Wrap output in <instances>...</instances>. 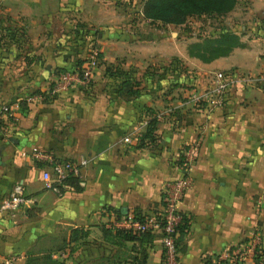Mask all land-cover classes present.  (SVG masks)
Listing matches in <instances>:
<instances>
[{"label": "crops", "instance_id": "0c3cea01", "mask_svg": "<svg viewBox=\"0 0 264 264\" xmlns=\"http://www.w3.org/2000/svg\"><path fill=\"white\" fill-rule=\"evenodd\" d=\"M141 4L0 0V22L7 27L0 43V197L20 183L32 199L13 216L0 212V264L10 255L25 264L29 255L42 253L45 244L57 242L59 234L66 237L75 226L87 228V238L103 245L98 225L111 226L114 220L103 210L137 207L150 212L164 182L176 174L182 146L195 138L199 147L189 170L191 183L179 203L188 227L175 264H230L215 258L254 225L264 248V82L256 78L264 73V0H237L216 18L225 20V29L243 45L209 61L187 54L191 37L181 40V51L173 48L165 31L173 24L145 29L150 21L141 17ZM123 9H136L138 18H128ZM255 24L262 34H252ZM218 30L214 26L209 33ZM92 31L100 56L90 84L26 101L49 86L57 68L85 57ZM172 56L193 75L192 87L169 84L165 67ZM114 61L135 68L143 86L138 96L123 100L112 93L103 67ZM145 68L156 74L146 77ZM230 69L256 79L234 80L218 103L201 99L193 105L188 92L197 88L202 94L210 73ZM150 116L156 117L153 138L140 144ZM32 148L86 157L81 189L59 196L45 191L38 165L19 154ZM98 249L100 254L102 247ZM161 262L157 238L144 264Z\"/></svg>", "mask_w": 264, "mask_h": 264}, {"label": "built area", "instance_id": "2783aa9c", "mask_svg": "<svg viewBox=\"0 0 264 264\" xmlns=\"http://www.w3.org/2000/svg\"><path fill=\"white\" fill-rule=\"evenodd\" d=\"M89 50L90 52L80 65H70L58 71L45 90L30 94L25 100L29 102L33 99L41 100L68 91L71 87H87L92 80L93 68L98 62L96 48L91 47ZM258 77L261 79L260 75L256 76V78ZM256 78L240 75L233 69L216 71L212 73L210 85L203 93L198 96L191 94L189 98L193 101V105H196L201 99H208L210 103H218L222 100L227 86L234 80L249 82ZM4 109L6 108L4 107ZM198 147L197 138L184 145L181 161L176 165L175 176L164 182L159 202L150 212L145 213L140 221L133 218L130 213L117 220H111V226L114 227L130 228L134 232L157 233L162 252V264H175L177 251L174 241L177 236V228L185 217L188 220V216L180 210L179 203L191 183L189 170ZM19 154L38 164L39 179L43 189L50 190L56 195H61L66 190H72L65 180L67 177L77 178V184L82 186L81 173L87 164V158L83 155L61 157L44 148L22 149ZM31 203L32 199L24 194L22 184L15 183L6 195L0 197V212L13 216L20 207ZM260 242V232L254 225L240 241L229 246L215 259H221L230 264H252L254 257L259 254ZM3 264H17V256L6 257Z\"/></svg>", "mask_w": 264, "mask_h": 264}, {"label": "trees", "instance_id": "16d2710c", "mask_svg": "<svg viewBox=\"0 0 264 264\" xmlns=\"http://www.w3.org/2000/svg\"><path fill=\"white\" fill-rule=\"evenodd\" d=\"M236 1L237 0H142L140 13L144 19H148L151 22L159 21L161 24L169 23L180 25L189 17H219L231 10ZM260 26L261 25H256L254 27V33L258 34V32L262 30ZM3 29H5L6 34L7 27L0 22V43L4 35L3 33L1 34ZM259 33L262 34V32ZM242 45L243 43L239 40V36L236 33L225 28H219L214 35H203L198 37L195 41L189 42L186 46V52L189 56L196 57L201 61H209L215 57L226 55L234 46ZM99 56V53H97L98 58ZM83 61L84 59L77 58L71 65L78 66ZM62 69L64 68H57L55 73ZM145 69L146 70H144L142 74L146 77H148V75L152 77L156 74L153 71L150 72L151 74H147V68ZM165 69L170 77V85L178 83L185 87L193 86V75H189V72L183 70L180 59L176 56L171 57ZM103 72L104 75L111 80L112 93L123 100H129L138 96L143 89V86L140 84L141 80L136 77L135 68L133 67L124 68L118 61H114L105 64ZM45 99L48 98L46 97ZM155 127L156 117H148L145 121L144 130L140 135V144L144 139L148 141L152 140V132ZM183 147L184 146H182V148ZM180 161L181 155H179L176 163ZM65 180L72 187V190L78 191L81 189V186L77 184V178L67 177ZM103 211H106L108 215L111 214L114 220L125 217L130 213L133 218L140 221L145 214L137 207H132L128 211L127 209L106 207ZM98 226L102 243H104V245H109V248L106 250L104 246L101 245L103 248L100 254L98 253L96 256L84 260L81 264H144L147 256V249L151 246L153 240L157 239L159 236L157 233L149 231L134 232L130 228L105 226L104 223ZM187 227L188 220L185 217L177 228V236L174 241L176 251L183 250L181 239ZM87 235L88 229L82 226L69 228L64 240L65 246L68 247V253L73 251L75 248L74 244H77L76 242L84 240L85 238L87 239ZM63 248L58 246L55 251H59ZM126 251L128 252L127 255ZM262 253H264V249L261 247L257 256L261 257V255H263ZM33 259L34 255H29L26 258L25 264H31V260Z\"/></svg>", "mask_w": 264, "mask_h": 264}, {"label": "rangeland", "instance_id": "374dc122", "mask_svg": "<svg viewBox=\"0 0 264 264\" xmlns=\"http://www.w3.org/2000/svg\"><path fill=\"white\" fill-rule=\"evenodd\" d=\"M123 12L129 14L128 18H130V19L134 20V19L138 18V11L136 9H123ZM216 18L217 17H214V20H211V19H206L205 17H202V18L201 17H190L183 24L174 25L172 27L170 26V27L166 28L165 29L166 35L168 36L170 41H172L173 48L176 51H181V48H182V41L181 40H184L186 37H191V39L189 41V42H191V41H195L196 39H198V37H200L202 35H208V34L212 35L213 32L209 33V31L214 26L219 27L221 29L227 27V23L224 22L225 20H222V19L219 20ZM75 23L78 24L79 22L76 21ZM220 24L222 25V27L220 26ZM147 25L148 26L144 27L145 29L155 30V28L159 29V27L161 26V23L159 21H153V22L150 21L149 23H147ZM255 26H256V24L254 25V27ZM254 27L252 29V34H255L254 33ZM169 32H171V33H169ZM184 32H186V35L184 34L185 37L182 35V33H184ZM180 33H181V36H180ZM94 34H95V32H93V31L90 34V37L87 41L88 44H86V47H87V49L85 50L86 53L83 54L84 56H87V54L90 52L89 49L91 47H93V43H95L94 42V38H95ZM90 41H91V43H90ZM189 42H187V44ZM187 44H186V46H187ZM79 59H84V58H79ZM149 68H150V66H149ZM146 72L149 73L151 71L147 68ZM210 75H212V74L210 73ZM259 75L261 76V82H264V76H263L264 73H259ZM259 75H257V76H259ZM209 85H210V78L205 83V89ZM187 94L188 95L195 94L198 96L200 94V90L197 88H194L192 91L188 92ZM144 125H145V123H144ZM44 190L49 191L47 189H44ZM67 191H69V190L63 191V193H65ZM57 196H59V195H57ZM64 240H65V235L62 233V234L58 235V241L57 242H52V243L49 242V243L45 244L44 245V248H45L44 251L40 254H36L34 256V259L31 260V264H81L84 260L92 257V256L89 257V255H88L89 253L91 255H94L95 253H99L98 247L101 248L99 242L96 241L95 238H92V240H90L89 238H87V239L85 238L84 240H79L78 242H76L77 244H74L75 248L73 249V251L71 253H68V247L65 246ZM260 240H261V238H260ZM80 241H83V242H80ZM260 245H261V242H260ZM58 246H60L62 248L64 247V248L59 250V251H55V249ZM103 246L106 250L109 248V245H107V244H105V245L103 244ZM127 254H128V252L126 251V255ZM262 254L264 255V253H262ZM263 255H261V257L255 256L253 261H252V264H263L262 263L264 260ZM255 260H257V261H255Z\"/></svg>", "mask_w": 264, "mask_h": 264}]
</instances>
